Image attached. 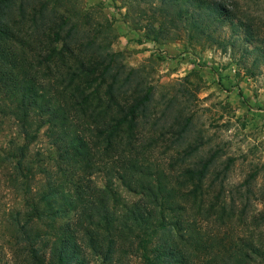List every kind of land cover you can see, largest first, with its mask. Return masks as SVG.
<instances>
[{
	"label": "trees",
	"instance_id": "obj_1",
	"mask_svg": "<svg viewBox=\"0 0 264 264\" xmlns=\"http://www.w3.org/2000/svg\"><path fill=\"white\" fill-rule=\"evenodd\" d=\"M127 1L145 6L146 40L227 45L228 27L264 59L241 0ZM115 38L67 0H0V134L14 131L0 168L16 197L0 264H264V212L226 194L217 153L195 160L193 116L110 53Z\"/></svg>",
	"mask_w": 264,
	"mask_h": 264
},
{
	"label": "rangeland",
	"instance_id": "obj_2",
	"mask_svg": "<svg viewBox=\"0 0 264 264\" xmlns=\"http://www.w3.org/2000/svg\"><path fill=\"white\" fill-rule=\"evenodd\" d=\"M241 2L247 14L258 21L256 30L264 39V0ZM67 3L79 13L91 14L112 25L116 38L109 52L122 53L128 67L147 79L164 106L170 97L176 96L181 104L179 112L193 116L189 140L197 138L203 148L195 160L217 153L215 169L231 165L225 182L226 194L234 196L241 191L248 197L250 217L264 212V59L260 51L245 44L242 34H235L228 27L223 35L227 45L196 42L189 39L187 32L170 42L146 40L147 20L138 13V8L145 6L131 3L130 6L127 0H67ZM13 132L12 127H7L0 134V144ZM44 132L45 129L31 146L34 154L49 147ZM163 158L170 159L165 154ZM4 173L1 167L0 220L16 203V197L4 185Z\"/></svg>",
	"mask_w": 264,
	"mask_h": 264
}]
</instances>
